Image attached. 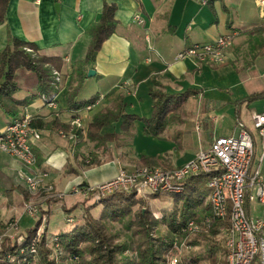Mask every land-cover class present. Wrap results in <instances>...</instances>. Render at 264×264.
Instances as JSON below:
<instances>
[{
	"label": "crops",
	"instance_id": "crops-1",
	"mask_svg": "<svg viewBox=\"0 0 264 264\" xmlns=\"http://www.w3.org/2000/svg\"><path fill=\"white\" fill-rule=\"evenodd\" d=\"M105 1L116 5V29L104 41L95 61L88 64L87 68L96 71L94 76L115 82L110 85L107 92L105 91L106 93L99 94L90 109L82 110L76 116L65 109L64 93L68 86L72 64L85 56L90 41L87 29L99 18L104 0H9L5 20L0 24V50L5 47L11 35L34 43L42 54L59 56L63 59L64 63L60 71L65 79L59 85L60 90L57 95L59 113L55 117L60 122L71 123L79 116L83 124V136L92 115L104 107L111 106V102L118 95H122L128 102L125 107L127 112L148 117L151 112V98L147 91L150 86L155 85L153 81L159 83L167 92L195 88L196 92L191 97H196L198 84L195 81L200 77L203 63H197L190 58L178 59L177 54L193 45L211 42L220 35L232 32L233 41L225 51V56L227 61H237L240 56L247 54L245 50L253 43V37H250L248 32L264 23V6H259L257 0ZM192 74L194 84L180 91L173 89L168 83V81L182 82ZM165 85L167 90L164 88ZM186 85L190 84L186 83ZM133 87L140 90L144 88V94L149 101L148 114L128 110L132 103L130 94L133 92L131 89ZM18 96H23V93H18ZM60 97H63V103ZM101 101L106 103L96 107ZM187 102L184 114L178 113L173 119V121H179L176 123L180 126L186 123ZM25 111L32 113L33 116H42L45 122L55 118L52 111L47 109L39 98L27 106ZM90 111L93 113L90 114ZM9 121L5 119L0 121V131ZM168 127L169 122L166 129L158 136L163 135ZM196 128H201L199 122L196 123ZM204 130H208L206 126ZM40 131L41 139L34 147L38 160L34 173L42 175L45 183L53 185L59 192H63L61 190L63 187L67 190L72 185L83 182L87 185L105 182L123 168L117 164L120 160L117 163L111 161L95 167H84L80 162L79 154L78 162L76 158L75 161H71L69 148L64 144V139L57 136L58 131L51 129ZM107 131L110 132L111 127L103 129V132ZM137 132L144 135L138 123L130 139V146ZM235 132L236 129L233 133ZM166 134L170 139L182 135L181 130ZM205 135L203 140L205 145L202 147L207 148L218 136H215L213 132H206ZM106 148L110 151L117 149L112 144H107ZM122 152L124 155L128 154V151ZM17 168V161L8 156L0 159V171L4 176L14 178L16 190L17 185L21 186L15 177ZM260 169L264 175V170L261 167ZM63 199L67 208L74 203L71 197L67 196ZM251 204L252 202L249 205L250 212Z\"/></svg>",
	"mask_w": 264,
	"mask_h": 264
},
{
	"label": "trees",
	"instance_id": "trees-1",
	"mask_svg": "<svg viewBox=\"0 0 264 264\" xmlns=\"http://www.w3.org/2000/svg\"><path fill=\"white\" fill-rule=\"evenodd\" d=\"M8 3L9 0H0V24L5 20ZM115 11L116 5L104 0L99 18L87 29L90 41L85 56L71 66L64 101L65 109L73 116L87 107L91 108L99 97V94H96L89 99H78L81 87L88 79L87 65L95 61L104 41L115 32L117 25ZM262 33H264V23L249 31L248 35L262 38ZM260 48L258 54L264 48V37ZM63 63V59L59 56L42 54L34 43L9 35L5 47L0 50V111L16 118L21 112L19 110L29 106L35 99H49L58 92L55 88L53 72H59ZM154 84L160 86L156 81H153ZM147 92L151 98V112L148 117L127 112L125 107L128 102L122 95H118L111 102V106L104 107L92 115L86 128L87 140L96 145L107 147V144H112L119 148L123 145L121 140L124 137L132 138L136 123L140 125L144 135L157 137L166 129L170 117L178 113L184 114L185 104L188 98L195 94L196 89L190 87L180 92H167L162 88L150 86ZM18 93H23V96H18ZM258 98H264V90L246 96L248 101ZM31 117L32 126L38 130H62L65 133H73L77 138L84 137L81 127L60 122L55 116L47 122L40 115ZM108 127H111V131L103 132V129ZM154 158L158 159L157 163L160 164V156H141L138 162L149 165L155 162ZM164 166L163 168H170L165 164ZM208 178L209 174L199 173L183 181V192L169 196L172 201L171 208L164 218L160 219L165 231L153 235L149 233L150 225L152 221H158L150 215V212L143 213L142 209H132L135 202L134 190H115L99 195L96 198L97 202L94 203L102 205L98 217L92 216L85 208L81 220L73 224L70 229L53 236L51 244L57 245L60 250V255L55 254L58 260L52 257L55 252L52 246H46L48 231L46 226L41 233L42 236L35 238L42 213H45L47 224L51 215L50 207L47 209L40 207L33 226L21 231L13 239L5 237L1 241L0 264H168L167 257L174 239L183 235L186 223L189 220L201 221L205 217L211 218L210 227L199 233L206 243H210L209 264H217L215 254L222 240L219 238L216 241V238L227 227V221L214 218L211 214ZM14 184L12 176H4V181L0 183V191L4 193L7 191L10 194L14 190ZM16 187L21 191L23 201L26 200L29 196L27 191L22 188L23 186ZM78 187L86 193L84 202L94 197V191H88L87 183L83 182ZM150 194L151 197L159 196L155 193ZM60 204L67 216L77 207L72 205L67 208L63 201H60ZM111 220L137 222L136 230L139 231H136L135 235H140L141 239L137 240L136 244H128V246L125 243L115 245L108 225ZM141 226L143 229L140 231ZM20 236L21 240H18ZM124 251H131L133 255L123 256Z\"/></svg>",
	"mask_w": 264,
	"mask_h": 264
},
{
	"label": "rangeland",
	"instance_id": "rangeland-1",
	"mask_svg": "<svg viewBox=\"0 0 264 264\" xmlns=\"http://www.w3.org/2000/svg\"><path fill=\"white\" fill-rule=\"evenodd\" d=\"M257 3L259 6H261L258 1ZM261 36L263 38L264 33H262ZM262 38H253V43H251L250 48L248 47V49L245 50L247 51V54L240 56L237 61H227L226 57L224 56L225 59L221 63H203V66L200 65L203 68L201 70L200 77L197 79V81H195L198 84V94L196 97L188 98L186 123L180 126L176 123L179 121H173L174 116H172L169 120L168 129L161 136H144L140 134V132H137V134L134 135V140L131 146L129 144L130 138L126 139L124 137L121 140L123 145L115 149V151H110L103 145H96L87 140L85 136L82 138H77L71 132L65 133L64 131L59 130L57 132V136L64 139V144L68 146L70 158H72L71 161H75V158H79V154L80 162H82L84 167H95L105 162L108 163L111 161H115L117 163L119 160L120 161L117 164L122 166L123 168L121 169L126 171H130L141 166L165 167L164 164L170 168H174L177 165L182 166L190 161L199 150L206 148L202 147L205 145L203 144V140L205 139L206 132H213L215 136L231 135L235 131L238 123H243L248 128H252L250 120L251 114L253 112H260L262 109H264V98H258L252 101L246 100V96L253 92H258L264 88V48L262 49V52L258 54V51L261 49L260 45ZM26 49L31 51L29 48ZM88 70L89 69H87V73ZM59 74L60 76L62 75L61 80L63 82L65 79L64 75L61 73V71H59ZM192 77L193 74L190 75V77H186L184 79L185 81L183 80L182 82L178 83L168 81V83L173 89L180 91V89L194 84ZM114 82V80L106 78L102 79L99 76L88 77L81 87L78 99L85 100L93 97L96 94L106 93V90L110 88V85ZM186 83L190 85L185 86ZM59 85H57V83L55 84L56 90H60ZM154 86L159 89L161 88L160 86ZM164 88L165 90L168 89L166 85ZM131 89H133V92L130 94L132 103L130 104L131 106L128 107V110H131V112H139L140 114L144 115L148 114L149 101L147 96L144 94V88L140 90L137 87H133ZM60 98L61 102L63 103V97ZM104 103L106 102L101 101L96 107H100L101 105H104ZM46 108L52 111L53 116L59 113L58 103L57 107L54 109L48 107ZM95 109L96 108H94V110ZM19 111L21 112L17 116L23 114L33 115L28 111L26 112L25 108L23 110L20 109ZM92 113L93 111H90V114ZM4 119L12 120L13 118L1 113L0 121L2 122ZM195 122H199L201 124V128H196ZM77 126L82 128L83 124ZM205 126L208 129L207 131L204 130ZM178 130H181V137H172L173 139H170L168 134H166L177 132ZM253 133L255 135L254 164L257 165L259 163V157L263 152V146L261 139L254 131ZM129 149H131V151ZM121 150L128 151V154L124 155ZM5 156L8 155L0 151V159ZM141 156H160V164L157 163L158 159L154 158L156 163L153 162L149 165H142L140 162H138ZM13 160L16 161L15 159ZM78 161L79 159H77V162ZM17 163L18 168L16 170L15 177L20 182L21 187L23 186L22 188L27 191L29 196L23 201L22 193L19 189L16 190L14 188L16 191L14 192L13 190V192L10 194L7 191L5 193L2 190L0 191L1 241H3L5 237L13 239L19 235L21 231H24L26 228H29L35 224V215L32 216L27 212L29 206H33L35 209H39L40 207L47 209L50 207L51 215L49 222L48 224L45 223V213H42V219L37 229L35 238L42 236L41 233L44 231V227L46 226L48 229L45 239L46 246H52V249L55 250L54 256L52 255V257L58 260V256H55V254H59L60 250L57 245L51 244L52 239H54L53 236L70 229L73 224L81 220V217H83L82 213L85 208L92 216L98 217L102 205H95L94 203L97 202V199L94 197L84 202L83 195L80 193H73L71 191V187L76 185H72L67 190H65L63 187L64 189L61 188L63 192H59L55 189L56 187L54 188L53 185L46 184L42 179V175L39 176L34 173L37 163L34 167L29 169H25V167H23L18 161ZM259 165L264 170V160L261 161ZM20 171L25 173L31 172V174L40 179L39 186L36 191L31 192L27 189L24 179L19 177L18 173ZM0 176V183H2L4 181V174L1 171ZM134 193L135 202L132 209H142L143 213L150 212V215L156 218L158 221H152V225H150L149 228V233L151 235L163 233L165 228L164 225L161 224L160 219H163L166 215V212H168L171 208L172 201L169 195L157 194L159 196L151 197L152 195L147 191H141L137 193L134 191ZM67 196L71 197L72 201L74 202L73 204H70V206H77L69 216H67L64 211H62L60 204V201H63L64 197L66 199ZM251 205V214L264 219V205H261L257 201H252ZM15 222L17 224L16 228H14ZM137 224V222L128 223L126 220L109 221L108 225L110 227V233L113 235L112 240L115 242V245H118L119 243H125L127 246L128 244H136L137 240L141 239L140 235H135L136 231H139V229L136 230ZM141 229H143L142 226L140 231ZM219 238L222 240L221 235H219L216 238V241H218ZM175 241H177L179 244H187V247L186 245L182 246L178 252L180 264H209L208 246H210V243H206L205 239L202 238V235L199 232L192 234L184 231L183 235L174 239V242ZM171 251L172 249L168 253L167 262L169 260V256L175 252V250L172 252ZM224 253L225 250L223 242L221 241V244H219L215 254V258H217V264H225ZM130 255H133L131 251L123 252V256Z\"/></svg>",
	"mask_w": 264,
	"mask_h": 264
},
{
	"label": "built area",
	"instance_id": "built-area-1",
	"mask_svg": "<svg viewBox=\"0 0 264 264\" xmlns=\"http://www.w3.org/2000/svg\"><path fill=\"white\" fill-rule=\"evenodd\" d=\"M257 1L264 6V0ZM232 41V32L220 35L211 42L184 49L176 58H190L197 63H221ZM53 75L59 85L62 82V75L60 76L57 71H54ZM57 95L58 92L47 100L41 98L43 105L56 108ZM31 116L23 114L13 118L0 131V151L18 161L25 169L36 165L34 147L41 138L40 130L32 126ZM250 120L252 128L238 123L235 133L215 137L207 148L199 150L182 166L174 168L141 166L130 171L121 169L105 182L88 185V191H94L95 198L115 190H134L136 193L147 191L171 196L183 192L185 179L199 173H207L211 214L214 218L227 221V227L220 234L225 250V264H264V219L253 216L249 209L252 201L264 204V175L259 165L264 156V109L253 112ZM71 123L76 126L82 124L79 116ZM253 131L261 139L263 146L257 165L254 164ZM18 174L24 179L29 191L37 190L39 178L31 172L20 171ZM71 191L84 197L86 195L78 185L71 187ZM37 210L29 206L27 212L33 216L39 213ZM210 224V217H205L201 221L189 220L184 231L198 233L209 228ZM16 226L15 222L14 228ZM18 240H21V236ZM185 245L187 247L184 243L179 244L177 241L173 243L172 251L175 252L169 256L168 264H180L178 252Z\"/></svg>",
	"mask_w": 264,
	"mask_h": 264
},
{
	"label": "water",
	"instance_id": "water-1",
	"mask_svg": "<svg viewBox=\"0 0 264 264\" xmlns=\"http://www.w3.org/2000/svg\"><path fill=\"white\" fill-rule=\"evenodd\" d=\"M95 74H96V71H95L94 69L91 68V69L88 70L87 76H88V77H92V76H94Z\"/></svg>",
	"mask_w": 264,
	"mask_h": 264
}]
</instances>
